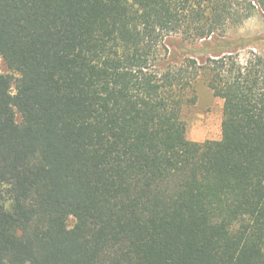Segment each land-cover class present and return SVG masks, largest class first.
<instances>
[{
    "label": "trees",
    "instance_id": "1",
    "mask_svg": "<svg viewBox=\"0 0 264 264\" xmlns=\"http://www.w3.org/2000/svg\"><path fill=\"white\" fill-rule=\"evenodd\" d=\"M258 10L0 0V264H264V56L227 36ZM199 80L218 140L187 137Z\"/></svg>",
    "mask_w": 264,
    "mask_h": 264
},
{
    "label": "rangeland",
    "instance_id": "2",
    "mask_svg": "<svg viewBox=\"0 0 264 264\" xmlns=\"http://www.w3.org/2000/svg\"><path fill=\"white\" fill-rule=\"evenodd\" d=\"M228 40L237 48L242 58L249 55L250 51L264 56V14L258 10L251 18L247 19L240 27L229 29ZM161 44L165 53H172V58L177 55L182 57L192 50L190 44L182 41L178 36L161 35ZM0 71L4 74L14 75L4 62L0 63ZM193 95L195 104L184 109L183 119L187 125V137L193 141L218 140L222 137V121L224 100L214 95L204 80H199L194 86ZM15 91V90H14ZM21 116H18V121ZM74 220H71L73 224Z\"/></svg>",
    "mask_w": 264,
    "mask_h": 264
}]
</instances>
